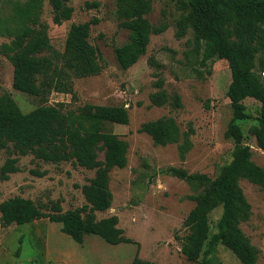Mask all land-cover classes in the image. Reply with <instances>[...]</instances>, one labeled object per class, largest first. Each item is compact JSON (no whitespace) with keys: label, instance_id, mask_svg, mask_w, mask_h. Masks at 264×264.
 <instances>
[{"label":"rangeland","instance_id":"obj_1","mask_svg":"<svg viewBox=\"0 0 264 264\" xmlns=\"http://www.w3.org/2000/svg\"><path fill=\"white\" fill-rule=\"evenodd\" d=\"M69 4L74 8L72 18L56 24L52 6L49 0H44L41 20L48 25L52 46L47 54L64 51L71 24L97 18L90 41L98 49L102 71L76 78L72 92L54 91L45 101L14 88V67L3 50V44L12 37L0 33V97L12 96L23 112L46 104L57 105L64 111H75L86 103L126 105L129 123L110 124L108 128L129 141L128 163L111 170L112 206L105 212H97V216L101 219L117 215L124 235L135 243L111 244L95 234L78 243L62 231L61 223L49 218L4 226L0 212V264H131L138 246L139 257L146 261L202 264L201 259L186 258L179 237L186 234L184 222L196 204L191 195L202 191L204 186L189 183L167 170L183 167L190 173L215 178L219 167L233 159L235 143L226 136L233 117L227 95L232 81L228 61L215 57L203 63L194 31L190 29L182 38L176 35L177 19L182 14L178 0H152L147 17L154 26L167 24V28L152 34L147 52L124 69L117 60L116 48L129 40V30L121 26L118 0H70ZM11 16V0H0V21L12 24ZM160 79L171 98L163 106L154 105L151 100ZM176 94L181 97V106L174 104ZM244 103L249 116L238 124L245 135L244 143L254 152V161L264 167V151L249 132L258 123L261 103L250 97ZM162 116L174 117L182 131L193 127V146L185 160L179 156L177 143L156 145L149 134L139 132L142 123ZM9 156L18 155L0 148V168ZM100 158L104 159V151L100 152ZM18 164L20 171L12 173L9 179L0 177V203L19 195L34 200L46 211L57 200L64 211L85 204L82 185L95 176V170L73 161L45 162L33 154L20 156ZM32 169L46 174H33ZM240 184L252 206L250 219L241 227L258 249V263L264 264V190L244 178ZM222 211L220 206L210 214L211 233L217 231ZM215 262L243 264L222 244L217 246Z\"/></svg>","mask_w":264,"mask_h":264},{"label":"trees","instance_id":"obj_2","mask_svg":"<svg viewBox=\"0 0 264 264\" xmlns=\"http://www.w3.org/2000/svg\"><path fill=\"white\" fill-rule=\"evenodd\" d=\"M53 21L62 24L70 20L74 8L70 0H49ZM123 20L121 26L129 30V40L116 48L120 66L128 69L147 52L151 35L166 30L167 24L154 26L147 14L152 0H118ZM182 10L177 19L176 35L186 36L192 29L196 44L202 53V62L219 57L226 59L232 73L227 95L233 108V117L226 136L234 140L233 159L221 165L215 178L204 173H190L183 167H169L168 172L204 189L191 198L196 204L184 222L186 234L182 253L188 260H202V264H216L219 244L230 249L243 264H259L258 249L243 231L241 224L250 219L252 206L241 179H247L264 190V167L257 164L250 145L238 124L249 115L244 103L254 98L261 103L258 123L249 132L264 151V0H178ZM44 0H11L12 24L0 21V33L12 37L3 44L13 67V86L27 94L47 101L52 92H72L76 78L98 75L102 71L98 49L91 43L92 25L97 18L71 24L62 53L48 55L51 41L48 25L41 20ZM93 4H88L92 6ZM95 5H97L95 3ZM162 79L156 82L158 90L151 96L152 104L163 106L171 101L163 89ZM174 104L181 106L176 94ZM129 110L123 105L86 103L77 110L64 111L57 105H42L23 112L10 95L0 97V148L18 156H9L0 168L3 180L20 171L19 158L33 154L49 163L73 161L95 176L82 185L86 199L82 206L63 210L60 200L52 201L46 211L34 200L13 196L0 203L4 226L26 224L39 218H49L62 224V231L78 243L90 234L101 236L111 244L135 243L119 227V217L98 218L112 206L110 172L128 163L129 141L111 131L110 124H128ZM139 132L149 134L156 145L178 144L181 160L193 146V127L182 131L172 116H162L141 124ZM104 151V159L100 152ZM44 176L46 171L32 169ZM222 207V215L211 233L210 214ZM131 264H159L139 257V246Z\"/></svg>","mask_w":264,"mask_h":264}]
</instances>
